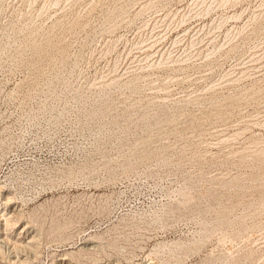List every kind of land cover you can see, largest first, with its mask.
<instances>
[{"label": "rangeland", "instance_id": "374dc122", "mask_svg": "<svg viewBox=\"0 0 264 264\" xmlns=\"http://www.w3.org/2000/svg\"><path fill=\"white\" fill-rule=\"evenodd\" d=\"M0 182L32 264H264V0H0Z\"/></svg>", "mask_w": 264, "mask_h": 264}, {"label": "bare ground", "instance_id": "6f19581e", "mask_svg": "<svg viewBox=\"0 0 264 264\" xmlns=\"http://www.w3.org/2000/svg\"><path fill=\"white\" fill-rule=\"evenodd\" d=\"M229 0H220V2H228ZM31 45H35V41L31 43ZM138 77L131 80L130 84L133 85L135 80ZM249 89H255V86H250ZM170 118L167 117L165 121H169ZM12 185V184H11ZM53 186V185H52ZM51 186V188H52ZM10 186V182H0V230H3L5 235L4 242L9 245L10 251H12L15 255L9 258V261L12 264H32V259H37L38 255L41 253V247H43L42 238H46L45 245L50 244L52 242L58 243H65L66 241L72 242L74 239L73 234L68 232V227L71 225V221L67 219L66 221H61L54 217V215L50 218L48 217V212H50V208H52L53 201L50 199H45L43 202L36 204L34 207L30 208L29 210H25L23 207L12 208V203L14 202L13 199L14 193L12 192ZM13 188V187H12ZM50 188V189H51ZM14 189V188H13ZM14 191H17L15 189ZM19 191V190H18ZM16 195V193H15ZM17 196V195H16ZM21 198V197H20ZM18 199V198H17ZM22 199V198H21ZM52 199V198H51ZM16 200V199H15ZM25 199L22 200L23 206L27 205ZM56 202V201H55ZM49 218V219H48ZM22 220H26L27 224L22 227L20 233H18V238L13 239L10 235V231L14 230L16 225ZM30 227H35V233L32 234L29 232ZM14 232V231H12ZM24 234V236H22ZM25 235H28L25 237ZM25 237V238H24ZM27 239V240H26ZM92 240H101V235H93L91 236ZM76 244V243H75ZM74 244V245H75ZM44 245V246H45ZM101 245V244H100ZM100 245L96 246H82L80 248H71L65 249L63 255L69 256L70 261L82 262L86 260L88 261H95L96 254L98 253L97 250L102 247ZM151 255H154L156 260L153 259L154 256H149V264H159L166 263V259L164 258L161 253L169 252V254H174L181 249L180 243H174L168 246L167 243L163 242L162 244L157 246ZM78 248V249H77ZM74 249V250H73ZM76 249V250H75ZM167 249V250H166ZM2 246L0 245V252H2ZM21 253H25V258L21 256ZM99 254V253H98ZM55 262V261H53ZM52 262V264H53Z\"/></svg>", "mask_w": 264, "mask_h": 264}]
</instances>
